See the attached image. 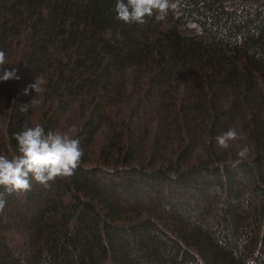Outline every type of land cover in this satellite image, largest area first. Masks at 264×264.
<instances>
[{"label": "trees", "instance_id": "16d2710c", "mask_svg": "<svg viewBox=\"0 0 264 264\" xmlns=\"http://www.w3.org/2000/svg\"><path fill=\"white\" fill-rule=\"evenodd\" d=\"M115 5L0 0L19 76L0 80V154L37 123L84 151L48 188L0 187V264H264V0H180L143 25Z\"/></svg>", "mask_w": 264, "mask_h": 264}, {"label": "clouds", "instance_id": "9594fccd", "mask_svg": "<svg viewBox=\"0 0 264 264\" xmlns=\"http://www.w3.org/2000/svg\"><path fill=\"white\" fill-rule=\"evenodd\" d=\"M180 0H116L114 11L116 19L126 24L143 25L153 17L157 21L166 18L168 13L178 10ZM6 54L0 51V70L3 75L0 80L19 79L15 69L9 71ZM44 81L37 77L29 89L39 93L43 90ZM30 104L22 105L21 111L26 112ZM241 139L240 133L235 128H229L216 137L217 144L222 149H228L233 141ZM18 144L16 154L9 157L0 154V187L8 194L22 193L31 190L32 181L35 180L45 188L50 187V182L57 178H70L80 167L84 151L79 139L62 133L58 130L45 131L37 123L34 126L24 125L15 133ZM248 146L241 147L237 155L240 158L247 156ZM240 161L237 160L238 164ZM6 200L4 193L0 192V213L3 212Z\"/></svg>", "mask_w": 264, "mask_h": 264}]
</instances>
